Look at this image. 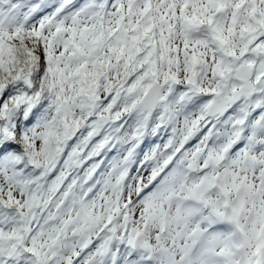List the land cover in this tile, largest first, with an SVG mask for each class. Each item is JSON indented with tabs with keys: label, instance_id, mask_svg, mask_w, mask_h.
Listing matches in <instances>:
<instances>
[{
	"label": "snow or ice",
	"instance_id": "6c2138e0",
	"mask_svg": "<svg viewBox=\"0 0 264 264\" xmlns=\"http://www.w3.org/2000/svg\"><path fill=\"white\" fill-rule=\"evenodd\" d=\"M0 264H264V0H0Z\"/></svg>",
	"mask_w": 264,
	"mask_h": 264
}]
</instances>
